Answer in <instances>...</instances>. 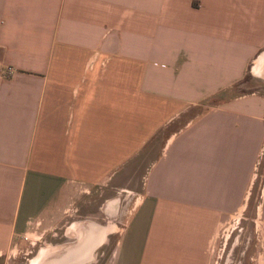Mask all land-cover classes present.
<instances>
[{
    "label": "crops",
    "instance_id": "crops-1",
    "mask_svg": "<svg viewBox=\"0 0 264 264\" xmlns=\"http://www.w3.org/2000/svg\"><path fill=\"white\" fill-rule=\"evenodd\" d=\"M251 69L264 0H0V255L73 247L124 188L104 264H209L256 178L264 220V91H233Z\"/></svg>",
    "mask_w": 264,
    "mask_h": 264
},
{
    "label": "rangeland",
    "instance_id": "rangeland-1",
    "mask_svg": "<svg viewBox=\"0 0 264 264\" xmlns=\"http://www.w3.org/2000/svg\"><path fill=\"white\" fill-rule=\"evenodd\" d=\"M252 69L243 81L235 86L234 93L252 89L264 91V78L255 75ZM256 74L260 73L257 72ZM150 157L151 154H146L143 157L145 159L143 165ZM143 168L144 166L140 167L141 170ZM259 192L260 178H256L251 186L247 205L234 211L232 216L218 228L209 264H264V220L258 210V203L261 198ZM117 196L120 200V212H118L117 217L105 215V217L101 216L100 219L107 230L111 227V231L107 234L105 242L97 248L95 258L83 264H104L112 258L132 203V196L124 188L120 190ZM73 214H75L73 218H81L79 211H73ZM28 236V241L34 240L35 244L29 243L31 246L24 250H21V247L18 249L11 248L13 250L0 255V264H31L40 255V247L45 238L42 237L38 240L36 239L38 236L35 234ZM52 238L57 244L69 240V237L64 236L62 232L57 233Z\"/></svg>",
    "mask_w": 264,
    "mask_h": 264
},
{
    "label": "bare ground",
    "instance_id": "bare-ground-1",
    "mask_svg": "<svg viewBox=\"0 0 264 264\" xmlns=\"http://www.w3.org/2000/svg\"><path fill=\"white\" fill-rule=\"evenodd\" d=\"M82 226L89 233L81 239L83 241L74 243L73 247H68L65 251L62 249L56 250L57 246L45 248L31 264H83L93 260L94 255H96L94 249L101 245L103 239L106 240L111 227L107 230L106 226L90 221ZM96 232H99L100 235H92ZM60 250L62 251L59 252Z\"/></svg>",
    "mask_w": 264,
    "mask_h": 264
},
{
    "label": "built area",
    "instance_id": "built-area-1",
    "mask_svg": "<svg viewBox=\"0 0 264 264\" xmlns=\"http://www.w3.org/2000/svg\"><path fill=\"white\" fill-rule=\"evenodd\" d=\"M14 71V68L12 66L7 67V72L12 73Z\"/></svg>",
    "mask_w": 264,
    "mask_h": 264
},
{
    "label": "flooded vegetation",
    "instance_id": "flooded-vegetation-1",
    "mask_svg": "<svg viewBox=\"0 0 264 264\" xmlns=\"http://www.w3.org/2000/svg\"><path fill=\"white\" fill-rule=\"evenodd\" d=\"M53 247V246H52Z\"/></svg>",
    "mask_w": 264,
    "mask_h": 264
}]
</instances>
